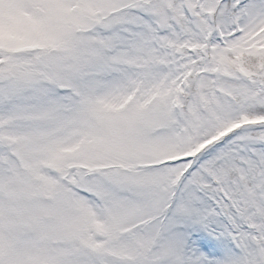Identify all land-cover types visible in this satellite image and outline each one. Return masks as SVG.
<instances>
[{
  "label": "snow or ice",
  "instance_id": "1",
  "mask_svg": "<svg viewBox=\"0 0 264 264\" xmlns=\"http://www.w3.org/2000/svg\"><path fill=\"white\" fill-rule=\"evenodd\" d=\"M0 264H264V0H0Z\"/></svg>",
  "mask_w": 264,
  "mask_h": 264
}]
</instances>
